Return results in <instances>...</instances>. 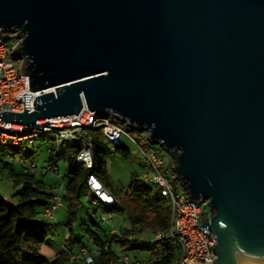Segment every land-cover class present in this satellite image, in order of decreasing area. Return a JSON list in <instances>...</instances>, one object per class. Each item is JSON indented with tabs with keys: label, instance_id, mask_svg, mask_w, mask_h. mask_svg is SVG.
Wrapping results in <instances>:
<instances>
[{
	"label": "water",
	"instance_id": "obj_1",
	"mask_svg": "<svg viewBox=\"0 0 264 264\" xmlns=\"http://www.w3.org/2000/svg\"><path fill=\"white\" fill-rule=\"evenodd\" d=\"M28 89L19 125L111 115L173 163L214 256L264 264V0H0ZM197 226V225H194Z\"/></svg>",
	"mask_w": 264,
	"mask_h": 264
},
{
	"label": "built area",
	"instance_id": "obj_2",
	"mask_svg": "<svg viewBox=\"0 0 264 264\" xmlns=\"http://www.w3.org/2000/svg\"><path fill=\"white\" fill-rule=\"evenodd\" d=\"M9 40V41H7ZM18 41L17 32L0 35V113L1 112H23V101L18 102L20 93L30 94L28 100L29 109L33 110L35 96L41 93L54 92V88L43 91H32L28 89V76L22 75L21 61L14 58L12 50ZM94 128H100L103 138L112 146L121 144V136L124 133L111 115L99 116L89 111L86 107L71 117H59L38 120L35 124L19 125L5 122L0 117V146H15L19 151L25 152L29 147H34L36 139L46 133H51L56 145L67 141L77 144L78 148L71 150L69 159L76 169L92 170L94 166L91 137L85 133ZM52 147L47 152L52 153ZM142 154L141 170L138 179L145 184L154 186L156 191L164 197L170 206L169 226L166 230L156 232L153 237L146 240L151 241V251L156 252L162 245H167L175 251L174 264H194V262H209L214 256L213 248L215 239L212 231L198 225L208 220L203 216L202 205L206 201H190L188 195L175 179L173 163L168 155L161 150L147 153L140 148ZM36 165L30 162V168ZM53 172L58 171L57 165L51 167ZM84 198L93 205H99L106 209H117L120 202L105 188L103 182L96 174L90 172L86 179V193ZM10 203L9 198L3 197ZM62 207L60 192L56 187L52 190L49 203L43 208L42 216L53 220L56 211ZM103 219H107L103 217ZM197 225V226H194ZM111 229L110 233H116ZM81 255H85V249H81ZM78 255H76L77 257ZM92 258L85 256V262L90 263ZM129 257L125 254L120 256V262L127 264Z\"/></svg>",
	"mask_w": 264,
	"mask_h": 264
},
{
	"label": "trees",
	"instance_id": "obj_3",
	"mask_svg": "<svg viewBox=\"0 0 264 264\" xmlns=\"http://www.w3.org/2000/svg\"><path fill=\"white\" fill-rule=\"evenodd\" d=\"M91 130L95 128L85 134L91 137L94 166L90 171L76 169L73 166L66 169L60 197L61 208H64L67 215L68 238L64 240L60 251L53 258L42 257L40 250L46 241L49 226L48 219L42 216V210L49 203L56 185L38 178L29 170L9 172L13 186H19L20 191L16 203H8L0 196V264H123L120 262V256L123 254L129 257L127 264H174L175 251L166 244L156 252H152L149 248L148 258H142L140 250L134 246V242L146 241V236L168 228L170 206L167 200L149 184L142 183L134 176L131 177L125 192L130 201L135 203L133 210L129 212L126 209L128 204L110 191L107 183L104 182V158L110 149L105 139L99 134L90 132ZM120 146L121 144L114 146L115 152L127 157L128 152ZM76 148H78L77 144L73 143L71 150ZM2 150L4 146H0V151ZM49 154L52 156L51 152ZM48 163L51 167L56 164L55 161ZM90 172L96 174L103 182L105 188L120 202V207L110 210L93 205L86 199L88 203L107 213L126 211L127 225L119 228L116 233H110V230L109 235L103 231L105 238H102L87 224H81L88 236L89 244L86 246L75 240L72 226L77 220L80 201L86 193V179ZM103 217L102 220H105ZM33 220L37 222L32 223ZM89 222L97 225V222L91 218ZM77 244L78 247L75 249ZM81 249H85V255H81ZM86 255L92 258L90 263L85 262Z\"/></svg>",
	"mask_w": 264,
	"mask_h": 264
},
{
	"label": "rangeland",
	"instance_id": "obj_4",
	"mask_svg": "<svg viewBox=\"0 0 264 264\" xmlns=\"http://www.w3.org/2000/svg\"><path fill=\"white\" fill-rule=\"evenodd\" d=\"M9 41V40H7ZM117 124L123 130L121 136V148L128 152V156H122L115 152V147L108 143L109 153L104 158V182L107 183L110 191L114 192L121 200L128 204L126 209L130 212L133 210L134 201L126 196V190L130 184L131 177H139L141 170L142 154L140 148L150 153L155 150H161L157 145L152 144L146 138L145 131H137L129 129L126 126L117 122ZM90 132L99 134L102 136L101 129L95 128ZM53 135L46 133L36 139L34 147H29L27 151L21 152L15 146H6L2 152L0 151V196L9 198L10 203H16L19 198L20 187H14L10 178L9 172H24L29 170L31 173L38 176L51 185H56L57 192H62L60 187L62 182L65 181L66 169L73 166V162L68 158L71 152L73 143L67 141L63 144L56 145L53 141ZM103 137V136H102ZM106 141V140H105ZM107 142V141H106ZM53 147L52 156L47 152L48 148ZM165 155L166 153L161 150ZM34 162L36 167L30 168V162ZM55 161L58 171L53 172L51 166L48 163ZM152 187L154 191L156 189ZM203 216H210L209 207L207 204L202 205ZM127 212H106L105 210L92 206L85 198L80 201V207L77 214V220L73 224V237L82 245H88V236L84 232V226L81 224H87L89 228L103 236V231L106 235H109L111 229L118 231L119 228L127 225V221L123 219L126 217ZM105 216L107 219L102 220ZM89 218L97 222V225H92L89 222ZM49 226L47 228V238L42 245L40 255L46 259L53 258L57 252L60 251L61 246L68 238L67 234V215L64 208H59L53 220H48ZM37 222L33 220L32 223ZM150 234L146 236L147 239L152 238ZM145 239V240H147ZM134 246L140 251L142 258H148V249L151 248L152 242L149 241H137L134 242ZM78 244L75 245L77 249Z\"/></svg>",
	"mask_w": 264,
	"mask_h": 264
},
{
	"label": "crops",
	"instance_id": "obj_5",
	"mask_svg": "<svg viewBox=\"0 0 264 264\" xmlns=\"http://www.w3.org/2000/svg\"><path fill=\"white\" fill-rule=\"evenodd\" d=\"M62 183H64V182H62ZM62 185H63V184H61V185H60V187H61V188H62ZM125 218H126V217H125ZM125 218L123 219V221H124V220H126V221H127V219H125Z\"/></svg>",
	"mask_w": 264,
	"mask_h": 264
}]
</instances>
